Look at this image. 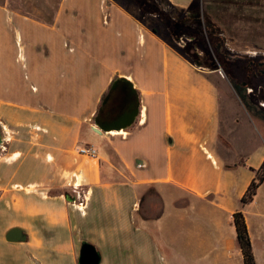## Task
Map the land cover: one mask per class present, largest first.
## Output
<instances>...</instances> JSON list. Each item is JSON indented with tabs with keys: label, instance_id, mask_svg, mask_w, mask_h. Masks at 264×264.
Instances as JSON below:
<instances>
[{
	"label": "crops",
	"instance_id": "crops-1",
	"mask_svg": "<svg viewBox=\"0 0 264 264\" xmlns=\"http://www.w3.org/2000/svg\"><path fill=\"white\" fill-rule=\"evenodd\" d=\"M167 1L188 9L194 0ZM239 1L244 7L224 3L221 27L264 49L258 0ZM15 2L0 0V264H77L82 241L100 264H166L149 235L155 227L142 226L168 220L165 205L134 219L154 187L163 203L165 190L174 196L173 213L196 226L197 212L219 232L222 216L239 211L264 150L254 164L226 161L213 79L113 0H60L53 25ZM137 104L132 126L116 130ZM94 138L117 157L124 180L107 178L115 167ZM84 145L97 157L79 154ZM3 209L15 217L1 229ZM11 228L25 241L7 242Z\"/></svg>",
	"mask_w": 264,
	"mask_h": 264
},
{
	"label": "rangeland",
	"instance_id": "rangeland-1",
	"mask_svg": "<svg viewBox=\"0 0 264 264\" xmlns=\"http://www.w3.org/2000/svg\"><path fill=\"white\" fill-rule=\"evenodd\" d=\"M113 1L124 10L133 13L142 25L154 30L163 41H166L183 57L196 65L199 70L213 79L220 95L222 137L230 145V147L223 146L225 150L224 158L228 163L242 165L246 163V159L250 158L252 164H254L257 161L254 159L259 158L264 150V78L255 76L246 80L243 69L247 58L264 56V49L249 43L248 35L245 36L247 41L244 44L242 40L244 36L232 34L233 29L229 27H221L224 3H235L236 1L237 5L234 4V7H244L242 3L244 1L198 0L200 9L206 16L205 18L220 31L222 45L220 44V47L217 48H215V43H209L206 37L195 33L192 31L193 29L182 28V26L178 29L177 23L189 8L181 9L171 4L167 5L162 0H153L152 2L158 4L166 12L168 18L164 20L157 14L144 12L140 6V2L143 0ZM257 4L259 5L258 14L262 16L264 14V0H258ZM9 5L24 13L30 12L34 17H39L40 22L49 25H53L55 21L51 22L52 20L49 18L52 14H56V16L62 14L60 13V0H18V2L9 3ZM62 17L57 25L60 23L62 25ZM262 20L264 21V16L261 18ZM261 26H264V24L261 23ZM224 29H226L225 32ZM171 30H177V35L173 36ZM253 40L255 39L253 38ZM218 52L221 54L220 57ZM211 65H214L217 69L212 70ZM232 80L239 83L247 81V91L252 90L251 93L247 94L246 99L250 104L249 106L244 104L246 101L244 102L241 97L234 93L233 87L235 84ZM228 116L232 117L233 124H231L232 121H228ZM230 126H232V130L227 131ZM89 143L94 145L96 150L104 157V149L108 151L115 169L114 172L108 173L107 178L112 181L124 180L120 173L122 168L117 157L110 149L104 148L105 143L98 138L91 139ZM103 169L106 171L107 166L104 165ZM159 192H161L160 189L155 187L150 190L151 194L147 198V203H144L139 214L134 215V219L137 223L139 217L151 218L157 215L160 207L163 209V205H165L168 220H163L162 224H156V222L150 220L143 223L142 226L147 230L155 227L154 232L149 233V235L153 236L160 255L165 259L166 264H244L236 243V233L230 216H222L224 223L220 225L219 232H214L225 239L224 242L222 239L219 242L217 238L220 236L212 232L213 227L210 228L202 224L203 218L198 217L197 212L194 214L197 218L196 226H193L190 220H185L171 211L176 205V200L171 192L165 190L164 203L159 195L157 200L156 195ZM239 202H237V208L245 216L255 262L256 264H264V181L259 186L251 202L243 205V207ZM193 205L198 209L200 207L196 202ZM3 214L6 217L3 220L1 229H4L8 224L9 217H15L14 212L4 211V209ZM18 221H22L20 217ZM187 237L192 239L188 240ZM199 241H203V243Z\"/></svg>",
	"mask_w": 264,
	"mask_h": 264
},
{
	"label": "trees",
	"instance_id": "trees-1",
	"mask_svg": "<svg viewBox=\"0 0 264 264\" xmlns=\"http://www.w3.org/2000/svg\"><path fill=\"white\" fill-rule=\"evenodd\" d=\"M153 0H143L140 2V6L144 12L154 13L159 15L162 19L168 18L166 12H164L158 4L152 2ZM165 4L170 5L167 0H162ZM202 13L198 0H194L189 9L184 13L183 18L177 23L178 29L182 28L193 29L197 34H200L207 38L209 43H215V48L222 45V38L220 36L219 29L208 21ZM172 35H177V30H171ZM218 56L221 54L218 52ZM212 70H216L217 67L211 65ZM264 181V160L258 170L254 171V178L248 186L246 192L240 199L242 205L248 204L253 200L257 189ZM232 223L234 225L236 233V243L243 257L244 264H256L252 251L251 241L248 234L247 226L245 223L244 215L241 210L232 214Z\"/></svg>",
	"mask_w": 264,
	"mask_h": 264
},
{
	"label": "water",
	"instance_id": "water-1",
	"mask_svg": "<svg viewBox=\"0 0 264 264\" xmlns=\"http://www.w3.org/2000/svg\"><path fill=\"white\" fill-rule=\"evenodd\" d=\"M121 80H115L111 85V90L116 89L118 84ZM130 87H132L131 83H127ZM139 113V106L138 104L135 106V110L127 116V120L123 123H120L118 126H115L116 130L126 129L135 122ZM92 130L97 133L101 134L105 129L95 121L94 125L92 126ZM2 134L0 130V146L2 145ZM5 240L7 242H24L25 241V234L19 228H11L5 234ZM101 256L100 253L95 249L94 246L91 244L82 241L80 243V248L78 252V259L77 264H100Z\"/></svg>",
	"mask_w": 264,
	"mask_h": 264
},
{
	"label": "flooded vegetation",
	"instance_id": "flooded-vegetation-1",
	"mask_svg": "<svg viewBox=\"0 0 264 264\" xmlns=\"http://www.w3.org/2000/svg\"><path fill=\"white\" fill-rule=\"evenodd\" d=\"M243 75L246 80H249L251 77L255 76L264 78V56H258V58H247V62L243 69ZM232 82L235 84V86L233 87L234 93L238 97H241L242 100L245 102L247 99V94L252 92V90L247 91V81H242L241 83H239L232 80ZM244 104H246L247 106L250 105L247 101Z\"/></svg>",
	"mask_w": 264,
	"mask_h": 264
},
{
	"label": "built area",
	"instance_id": "built-area-1",
	"mask_svg": "<svg viewBox=\"0 0 264 264\" xmlns=\"http://www.w3.org/2000/svg\"><path fill=\"white\" fill-rule=\"evenodd\" d=\"M77 152L81 155L90 157V158H96L97 157V151L90 145H84L77 149Z\"/></svg>",
	"mask_w": 264,
	"mask_h": 264
}]
</instances>
